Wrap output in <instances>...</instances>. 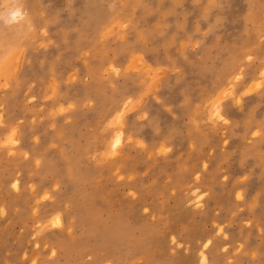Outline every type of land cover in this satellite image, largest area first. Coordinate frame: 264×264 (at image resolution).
<instances>
[{"label": "rangeland", "instance_id": "obj_1", "mask_svg": "<svg viewBox=\"0 0 264 264\" xmlns=\"http://www.w3.org/2000/svg\"><path fill=\"white\" fill-rule=\"evenodd\" d=\"M0 264H264V0H0Z\"/></svg>", "mask_w": 264, "mask_h": 264}, {"label": "bare ground", "instance_id": "obj_2", "mask_svg": "<svg viewBox=\"0 0 264 264\" xmlns=\"http://www.w3.org/2000/svg\"><path fill=\"white\" fill-rule=\"evenodd\" d=\"M98 16V15H97Z\"/></svg>", "mask_w": 264, "mask_h": 264}]
</instances>
